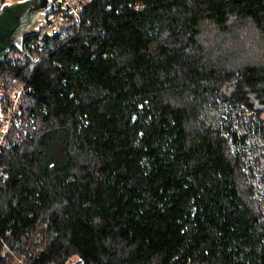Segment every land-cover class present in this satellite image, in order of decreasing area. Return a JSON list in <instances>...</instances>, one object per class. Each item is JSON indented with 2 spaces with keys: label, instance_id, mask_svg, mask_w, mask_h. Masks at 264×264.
Returning <instances> with one entry per match:
<instances>
[{
  "label": "trees",
  "instance_id": "1",
  "mask_svg": "<svg viewBox=\"0 0 264 264\" xmlns=\"http://www.w3.org/2000/svg\"><path fill=\"white\" fill-rule=\"evenodd\" d=\"M9 53L0 264H264V0H83Z\"/></svg>",
  "mask_w": 264,
  "mask_h": 264
},
{
  "label": "water",
  "instance_id": "2",
  "mask_svg": "<svg viewBox=\"0 0 264 264\" xmlns=\"http://www.w3.org/2000/svg\"><path fill=\"white\" fill-rule=\"evenodd\" d=\"M51 12V0L3 3L0 6V62L11 50H21L26 37L39 34Z\"/></svg>",
  "mask_w": 264,
  "mask_h": 264
},
{
  "label": "built area",
  "instance_id": "3",
  "mask_svg": "<svg viewBox=\"0 0 264 264\" xmlns=\"http://www.w3.org/2000/svg\"><path fill=\"white\" fill-rule=\"evenodd\" d=\"M22 0H0V6L3 3H12ZM83 0H51L52 12L47 16L46 26L40 31L50 35L58 31L61 24V17L63 13H67L73 20L79 22V8ZM54 11L56 13H54ZM23 86L8 85L3 87L0 83V147L4 142V137L7 129L14 122V114L18 110V104L20 101V95ZM7 95H11L10 99ZM12 113V119H6V113ZM7 249V248H6ZM22 264V261L18 259L17 263Z\"/></svg>",
  "mask_w": 264,
  "mask_h": 264
},
{
  "label": "rangeland",
  "instance_id": "4",
  "mask_svg": "<svg viewBox=\"0 0 264 264\" xmlns=\"http://www.w3.org/2000/svg\"><path fill=\"white\" fill-rule=\"evenodd\" d=\"M255 53H257V52L255 51ZM9 55H10V56L12 55L13 57H16V56H17V55H15V54H13V53H9ZM7 97L10 99L11 95H7ZM12 113H13V112H7V113H6V119H7V120L9 119V117L12 116ZM11 119H12V117H11ZM14 120H15V119H14ZM39 240H40V239H39ZM39 240H37L36 243H38ZM37 248H38V249L40 248V244H39V243H38V245H37ZM73 260H75V259L73 258L72 261H73ZM17 261H18V259L15 258V259H14V264H18ZM19 264H20V262H19Z\"/></svg>",
  "mask_w": 264,
  "mask_h": 264
},
{
  "label": "snow or ice",
  "instance_id": "5",
  "mask_svg": "<svg viewBox=\"0 0 264 264\" xmlns=\"http://www.w3.org/2000/svg\"><path fill=\"white\" fill-rule=\"evenodd\" d=\"M5 7H8L7 5H5Z\"/></svg>",
  "mask_w": 264,
  "mask_h": 264
}]
</instances>
